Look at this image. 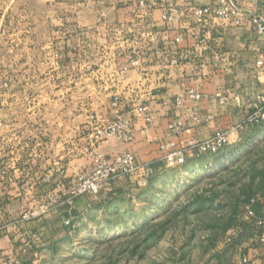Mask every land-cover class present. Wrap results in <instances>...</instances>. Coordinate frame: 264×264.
<instances>
[{
    "label": "rangeland",
    "instance_id": "obj_1",
    "mask_svg": "<svg viewBox=\"0 0 264 264\" xmlns=\"http://www.w3.org/2000/svg\"><path fill=\"white\" fill-rule=\"evenodd\" d=\"M34 4L31 13H42ZM85 10L91 18L100 12L83 0H59L49 12L58 15L60 40L72 24L82 26ZM98 38L97 31L84 47L75 34L70 57L65 48L10 53L4 63L0 56V203L9 205L8 213L0 209V264L8 257L28 264L27 256L35 259L29 264H237L241 255L228 235L248 200L264 196V124L243 119L239 138L215 154L190 152L180 164L160 149L182 148L170 140L157 142L162 157L152 164L131 151L107 157L105 146L130 137L118 114H147L148 104L137 103L136 88L119 85L102 65L122 57L130 40L112 39L108 56ZM128 154L132 171L97 192H72L99 163Z\"/></svg>",
    "mask_w": 264,
    "mask_h": 264
},
{
    "label": "crops",
    "instance_id": "obj_2",
    "mask_svg": "<svg viewBox=\"0 0 264 264\" xmlns=\"http://www.w3.org/2000/svg\"><path fill=\"white\" fill-rule=\"evenodd\" d=\"M31 1L44 13L36 9L32 14ZM211 1L193 0V4ZM58 4L59 0H0L1 62L10 53L21 55L29 50L56 55L65 48L66 54L73 56L77 51L71 40L75 34H82L83 46L90 47L98 31L99 49L108 56L114 54L112 39L130 40L122 46V57L102 65L116 72L119 85L136 88L132 97L137 103L148 104L147 114H138L137 110L118 114L128 121L130 137L115 140L114 147L105 146L107 157L131 151L139 163L152 164L162 157L158 141L170 140L177 147H185L189 140L208 139L217 130H226L232 143L246 127L240 124L247 103L259 94L264 96V64H257L264 60V36L249 21L241 26L223 20L199 24L183 0H143L142 5L140 0H83L84 8L96 5L100 12L91 18L85 10L82 26L75 29L72 24L66 40H60L58 15L49 14ZM254 4L264 13V0H254ZM16 6L18 13L13 11ZM107 10L114 15L108 18ZM164 10L171 12V21L162 19ZM189 90L199 97H190ZM71 119L68 117V122ZM6 162L2 160L3 167H10ZM74 162L67 163L68 172L75 170ZM6 178L2 171L3 182ZM1 208L3 214L9 212L8 204L0 203ZM254 211L256 217L264 219V196L254 204ZM237 223L241 231L232 240L237 256L247 254L251 264H264V226H255L244 212ZM27 257L29 264L32 258Z\"/></svg>",
    "mask_w": 264,
    "mask_h": 264
},
{
    "label": "built area",
    "instance_id": "obj_3",
    "mask_svg": "<svg viewBox=\"0 0 264 264\" xmlns=\"http://www.w3.org/2000/svg\"><path fill=\"white\" fill-rule=\"evenodd\" d=\"M186 7L194 15L196 22L204 24L207 21L223 20L234 26H241L245 21L252 23L255 31L264 36V13L261 9L256 8L254 0H212L210 3L203 5H194L193 0H183ZM143 4V0H140ZM170 11L165 10L162 13V19L165 21L172 20ZM176 41L179 38L175 39ZM174 63V61H172ZM258 65H263L264 60H258ZM190 97L198 98L199 95L193 90L188 92ZM244 123L246 124H264V96L259 94L250 102L247 103L246 113L244 114ZM228 133L226 130L215 131L208 139L189 140L187 146L180 149H175L172 143H163L160 145L161 150H166L165 158L170 162L177 164L185 161L188 152H194L196 155L206 153L215 154L224 145L228 143ZM133 170V156L126 155L119 157L115 163L107 164L101 162L96 168L86 177L82 178L77 184V189H72V192L83 193L91 190L97 192L105 182L113 179L117 174L122 172H129ZM257 198H250L244 206L245 215L252 220V223L257 227L264 226V219L256 217L254 211V204L258 201ZM24 215L23 218H27ZM1 229V227H0ZM240 226L237 224L230 229L228 240L232 241L240 234ZM31 247V245L29 246ZM1 264H24L22 259H12L8 257L4 259ZM237 264H251V259L247 254H242Z\"/></svg>",
    "mask_w": 264,
    "mask_h": 264
}]
</instances>
